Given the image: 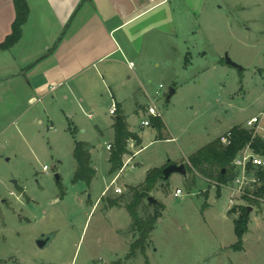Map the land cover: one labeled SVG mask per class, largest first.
<instances>
[{
  "label": "rangeland",
  "instance_id": "obj_1",
  "mask_svg": "<svg viewBox=\"0 0 264 264\" xmlns=\"http://www.w3.org/2000/svg\"><path fill=\"white\" fill-rule=\"evenodd\" d=\"M176 20L181 24L174 35L146 42L140 62L129 70L132 79L126 78L135 91L124 104L128 124L142 143L133 152L144 147L120 175L109 172L113 129L107 89L99 111H84L72 95L31 103L0 88V264H264V200L251 204L245 194L234 195L236 204L253 210L243 248H233L239 241V214L229 213L236 206L230 202L235 178L220 194L217 183L190 169L162 179L150 195L163 207L145 201L150 212L160 214L149 245L132 257V216L126 207L109 206V198L131 196L129 188L152 168L171 161L190 165L191 155L224 135L234 120L244 127L264 112V0H208L200 18L177 14ZM226 54L244 70L227 64ZM172 86L176 93L168 101ZM154 98L161 130L148 111ZM145 119L151 124L143 126ZM77 141L93 145L97 174L90 186L74 182ZM178 188L182 193L175 196ZM44 233L54 236L40 248Z\"/></svg>",
  "mask_w": 264,
  "mask_h": 264
},
{
  "label": "crops",
  "instance_id": "obj_2",
  "mask_svg": "<svg viewBox=\"0 0 264 264\" xmlns=\"http://www.w3.org/2000/svg\"><path fill=\"white\" fill-rule=\"evenodd\" d=\"M27 2L30 14L21 39L12 48L0 50V54L8 53L0 56L6 60V65H0L1 90L6 88L16 98L26 95L31 103L46 99L53 103L72 95L82 110L99 111L105 88L127 120L124 104L135 92L126 86L127 76L132 79L130 63L140 62L146 42H160L174 35L181 24L177 14L200 18L208 7V0ZM15 17L14 0H0V42L11 33ZM93 115V111L89 113ZM111 118L113 129L115 115ZM114 137L113 129L107 149ZM141 144L136 142L134 147ZM134 147L128 151L133 153ZM142 148L135 151L136 155ZM263 206L261 203L260 208Z\"/></svg>",
  "mask_w": 264,
  "mask_h": 264
},
{
  "label": "trees",
  "instance_id": "obj_3",
  "mask_svg": "<svg viewBox=\"0 0 264 264\" xmlns=\"http://www.w3.org/2000/svg\"><path fill=\"white\" fill-rule=\"evenodd\" d=\"M16 17L12 24V31L4 41L0 42V50H6L16 45L22 37L23 26L27 22L30 7L27 0H14ZM244 70V68H243ZM153 123L158 129H162L164 123L161 117H155ZM151 120V122H152ZM113 129L115 132L114 142L112 143L111 155L109 162L111 168L110 173L118 172L123 167V155L128 152V143L131 138L135 139L138 144H141V138L137 133L130 129L127 117L122 111H119L114 118ZM232 142L225 145L222 142V136L217 137L206 146L199 149L191 155L190 165H186L190 171L200 173L201 176L213 180L217 183L218 194L221 193V184H226L235 176V169L233 162L241 150L250 144L257 153L264 155V138L255 137L245 127L235 124L231 127ZM74 157L77 161V168L75 171L74 182L84 181L90 186L93 179L96 177L97 169L93 165L91 147L87 142L77 141L74 149ZM172 161L161 166L152 168L146 175L145 180L129 189L130 194H125L119 198H109L110 207H126L132 216V224L130 229L133 233V242L130 244V252L128 257L135 256L137 251L145 253L149 245L150 235L154 229L155 223L158 221L160 214L152 213L147 209L145 201L148 200L151 191H153L162 179H165L164 169ZM188 171V170H187ZM261 177L263 172L259 173ZM192 183H196L193 179ZM21 191H23L21 189ZM255 197L244 196L251 204H260V198L264 199V184L259 186L254 191ZM126 199V203H124ZM124 203V205H122ZM151 205V204H150ZM156 208H162L163 203L158 202ZM247 205H236L229 210V213L236 212L239 216L235 219L236 233L239 241L233 246L235 249L243 248V237L248 231L249 215ZM113 264H121L120 261Z\"/></svg>",
  "mask_w": 264,
  "mask_h": 264
},
{
  "label": "built area",
  "instance_id": "obj_4",
  "mask_svg": "<svg viewBox=\"0 0 264 264\" xmlns=\"http://www.w3.org/2000/svg\"><path fill=\"white\" fill-rule=\"evenodd\" d=\"M130 67H133V63H130ZM162 88H163V85H161L160 88L157 90V94H161ZM156 98L151 100V103L148 106V111L150 115L152 116L161 117V113L158 111V108L155 103ZM109 112L112 115L117 114L118 104L115 100L111 103ZM150 124H151V120L149 119H145L142 121V125L144 126H148ZM244 127L253 134V138L255 137L262 138L264 136V112H261L257 115H253L251 118H249L246 121V124L244 125ZM222 142L225 145L231 144L232 142V130L231 129L228 130L224 135H222ZM135 143H136V140L131 138L128 143V150L129 148L134 147ZM111 148H112V143L108 145V149L111 150ZM136 153L137 152L131 153L130 151H128L127 153L123 155V167L121 171H123L129 166V164L132 162L133 158L135 157ZM233 165H234L235 171H237V177L234 176L237 189H236V186L234 189H231L232 190L231 198H230L231 203L234 202L235 198L233 197L234 195H236V193L245 194L244 196L255 197L254 191L259 186L264 184V176L261 177L259 174L260 172H263L264 174V155L257 153L255 149L250 144H248L243 150L239 152V154L237 155L236 159L233 162ZM43 169L47 171L49 167L45 165ZM117 178L118 177H116L113 180L112 184L116 183ZM228 183L221 184V186L227 185ZM251 186L252 187L256 186L257 188L253 190V192H249V187ZM108 189L109 188H107V190ZM115 191L117 193H122V188L119 186H116ZM181 193H182L181 188H178L175 192V196H178ZM261 200H264V199L260 198V201ZM232 204H235V203H232Z\"/></svg>",
  "mask_w": 264,
  "mask_h": 264
},
{
  "label": "water",
  "instance_id": "obj_5",
  "mask_svg": "<svg viewBox=\"0 0 264 264\" xmlns=\"http://www.w3.org/2000/svg\"><path fill=\"white\" fill-rule=\"evenodd\" d=\"M225 60H226V63L229 64V65H232L234 67H237L239 69H243V67L238 64L237 62H235L228 54H226L225 56ZM176 93V88L175 87H170L169 88V94L167 96L168 98V101H170V99L172 98V96ZM237 121L234 120L232 122V124L234 125ZM174 172H179V173H182V174H187V167H186V164L182 163V164H176V163H171L169 164L168 166H166V168L164 169V174H165V177L168 178L171 176L172 173ZM56 177H57V180H60L61 177H60V174L57 173L56 174ZM148 201L152 204H157L159 201L157 198H155L153 195H150L148 197ZM248 210L249 212H251L253 210V207L252 206H249L248 207ZM54 234L50 233V234H42L38 240H37V244L40 248H45L49 242L51 241V239L53 238Z\"/></svg>",
  "mask_w": 264,
  "mask_h": 264
}]
</instances>
